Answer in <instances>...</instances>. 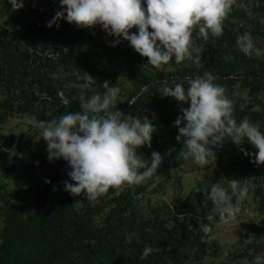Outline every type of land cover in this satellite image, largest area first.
Instances as JSON below:
<instances>
[{
	"label": "trees",
	"instance_id": "obj_1",
	"mask_svg": "<svg viewBox=\"0 0 264 264\" xmlns=\"http://www.w3.org/2000/svg\"><path fill=\"white\" fill-rule=\"evenodd\" d=\"M58 10L59 0H24L18 10H12L8 0H0V134L13 119L33 118L37 127L51 115L84 111L83 103L93 95L103 97L107 81L120 89L118 110L147 116L155 127L161 126L152 134L151 147L142 146L138 154L149 161L153 151L159 152L166 164L157 171L176 169L184 159L183 140H176L178 129L173 122L188 105L159 91L176 83L186 88V77L209 72L233 101L237 122L247 119L264 132V0H235L220 37L209 35L204 40L194 30L193 44L201 49L199 63L173 62L170 71L144 67L147 58L127 40L111 46L113 37L99 25L77 28L61 19L58 28L46 27ZM135 31V27L130 30ZM245 32L251 33L254 42L250 56L236 43ZM52 52L56 54L49 56ZM84 72L95 81L87 89L79 86ZM60 92L71 104L61 102ZM236 92L242 96H235ZM241 148L257 151L247 142L237 146L225 136L216 157L222 173L198 182L185 198L181 179L175 178L179 187L169 203L151 201L161 187L153 180L109 189L97 201L84 199L83 193L74 197L64 191L65 180L74 182L62 175L63 159L50 162L48 155H33L37 163L25 167L23 181L14 192H6L0 184V264H203L218 251L219 215L208 220L203 205L213 185L223 186L236 206L237 194L231 192L230 182L240 181L264 214V163L250 162ZM199 221L212 228L214 238L209 242H202L205 234L199 230ZM243 235L252 253L247 250L242 257L252 259L264 252L260 224H245ZM146 246L156 251L141 259Z\"/></svg>",
	"mask_w": 264,
	"mask_h": 264
},
{
	"label": "clouds",
	"instance_id": "obj_2",
	"mask_svg": "<svg viewBox=\"0 0 264 264\" xmlns=\"http://www.w3.org/2000/svg\"><path fill=\"white\" fill-rule=\"evenodd\" d=\"M8 3L12 10L24 7V0H8ZM234 3L235 0H59L60 10L46 22V27L58 28L61 19L77 28L91 29L99 25L113 37L111 46L127 40L135 52L147 58L144 67L170 71L173 62L176 65L186 60L199 63L201 49L193 44V31L198 29L199 37L204 40L209 35L220 37L223 21ZM134 27L136 31L130 32ZM236 43L242 53L252 55L251 33L238 35ZM84 74V82L79 86L87 89L95 81L90 74ZM216 79L209 72L195 78L186 77V88L176 83L159 91L162 96L188 105L181 108L183 114L173 122L178 129L176 140H183V158L198 169L206 171L208 166L207 170H211L210 160L214 163L216 160L214 147L220 146L227 136L237 146L251 144L257 151L241 148V152L250 162L264 163V132L247 119L237 122L233 101L222 85L214 83ZM109 85L103 82V97L93 95L83 103L84 111L67 112L47 124L37 125L41 129L40 137L47 144L48 160L62 158L69 166L67 176L74 183L65 180L64 191L74 197L83 193L84 199L90 202L97 201L109 189L147 183L163 159L156 151L151 153L149 161L138 154L142 146L151 147L155 124L147 116L125 115L118 110L120 89ZM57 95L63 104H71L62 92ZM230 188L241 199L248 192V186L236 179L231 180ZM231 199L223 186L211 187L209 200L217 205L221 223L228 224L236 217L237 209ZM199 230L205 234L202 242L214 238L209 224L199 221ZM153 251L156 249L146 246L140 258L146 259ZM253 264H264V254L256 255Z\"/></svg>",
	"mask_w": 264,
	"mask_h": 264
},
{
	"label": "rangeland",
	"instance_id": "obj_3",
	"mask_svg": "<svg viewBox=\"0 0 264 264\" xmlns=\"http://www.w3.org/2000/svg\"><path fill=\"white\" fill-rule=\"evenodd\" d=\"M251 1L247 0L248 3ZM1 21L2 18L0 17ZM235 96L240 98L242 95L236 92ZM56 118H58L56 115H51L47 122ZM35 124L36 121L33 118L13 119L0 134V184L4 185V190L8 193L14 192L22 183L25 167L37 163L33 155H41L44 158L48 155L46 141L40 137L41 129L36 127ZM160 129L161 126L157 124L156 131ZM214 151L217 157L220 152L219 146L214 147ZM165 161L164 159L161 162L159 168L165 166ZM210 166L211 170H207L208 166H206V171L201 170L183 159L181 166L176 169L157 171L150 180L156 183L159 182L161 187L153 196H150L151 201L156 202L159 199L161 202L169 203L173 197L174 189L179 187L175 183L177 177L181 179V196L185 198L191 189L196 188L198 182L222 173L221 166L217 165L216 160L215 163L210 160ZM69 170L67 162L63 160L61 172L64 178ZM2 190L0 189V191ZM203 205L205 213L208 215L207 219L211 220L212 216L217 213V205L209 200V195L203 201ZM234 208L237 209L234 220L229 221L228 224L217 223L215 238L218 251L215 255L206 257L203 264H253L254 258L249 259L246 256H241L247 250L249 254L252 253V249L247 248V240L244 239V225L249 222L258 223L260 224V233H263L264 222L262 220L264 214L257 210L258 201L251 192H248L243 199L237 194V205ZM144 212H147L146 207H144ZM1 225L2 220L0 217V228ZM260 254H264V252Z\"/></svg>",
	"mask_w": 264,
	"mask_h": 264
},
{
	"label": "built area",
	"instance_id": "obj_4",
	"mask_svg": "<svg viewBox=\"0 0 264 264\" xmlns=\"http://www.w3.org/2000/svg\"><path fill=\"white\" fill-rule=\"evenodd\" d=\"M58 47L63 48V51H67V47L64 46V45L58 44ZM55 54H56V53L52 52V53H49L48 55H49V56H53V55H55Z\"/></svg>",
	"mask_w": 264,
	"mask_h": 264
}]
</instances>
